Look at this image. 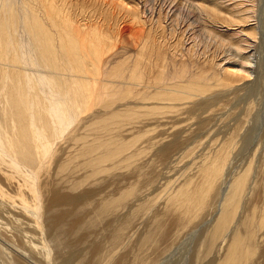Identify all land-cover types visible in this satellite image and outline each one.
<instances>
[{"label": "bare ground", "instance_id": "obj_1", "mask_svg": "<svg viewBox=\"0 0 264 264\" xmlns=\"http://www.w3.org/2000/svg\"><path fill=\"white\" fill-rule=\"evenodd\" d=\"M184 1L189 5L180 8L176 0H0V196L17 206L13 215L32 222L31 232L46 237L33 240V250L41 246L47 262L57 258L55 250L66 244V234L102 221L140 193L131 184L101 198L95 210L88 190L79 207L80 187L101 183L111 172L127 179L132 172L136 177L131 179L152 185L159 175L145 170L184 165L205 141L201 137L197 143L201 130L210 141L222 129L219 124L214 131L210 123L217 113L225 114L226 104L260 92L264 64L256 49L264 10L257 14L255 4L252 11L231 0ZM249 19L254 23L247 31ZM226 36L235 38L228 42ZM227 44L230 49L220 55ZM193 118L198 127L185 122ZM225 119L226 125L220 120L224 128ZM258 120L250 127L236 121L225 135L226 128L219 129L224 136L210 141L208 151L186 159L196 172L173 186L163 206L153 211L140 236L141 251L157 247L171 227L180 232L212 209L203 241V253H214L212 264H264V156L258 165L257 154L247 157L240 170H233L240 164L233 153L253 140ZM205 131L213 134L208 138ZM254 163L263 164L259 178L252 173ZM70 170L78 175L67 178ZM259 193L260 205L254 203ZM85 202L96 211L93 219L82 224L70 219L73 211L75 216L85 210ZM60 206L71 208L69 219ZM135 213L109 229V245L121 242Z\"/></svg>", "mask_w": 264, "mask_h": 264}, {"label": "rangeland", "instance_id": "obj_2", "mask_svg": "<svg viewBox=\"0 0 264 264\" xmlns=\"http://www.w3.org/2000/svg\"><path fill=\"white\" fill-rule=\"evenodd\" d=\"M171 1L174 2L175 0H171ZM176 1H180L182 3V5H180V8L183 5H184V7L185 6L187 7L189 5V4L185 5V3H187V2L184 0H176ZM225 1H227V0H225ZM231 1L232 2L234 1L233 3L239 2V4L241 6H243L245 4V6L248 9H251L252 11L255 8L257 11V14H260V12H263L262 10H264V0H258V1L255 0L256 2L254 1V3L249 1V0H237V1L231 0ZM231 1H230V4H233ZM254 4H255V7L253 8L251 5H254ZM173 7H175V6H173ZM242 12H244V10ZM250 13L251 12H248L249 15H250ZM251 19L248 20V27H246L247 31H248V28H250L249 26L254 23L252 21L253 19L252 20ZM84 22L86 24H88L87 21H84ZM261 31H262L261 33L258 32V34H259L258 37H259L261 43L259 42V45L256 49V54H257V58H259L261 63L264 64V27ZM226 37L228 38L229 36H226ZM226 37H224L226 41H228L230 39L228 42L232 41V39L235 38V37H233V38L229 37L227 39ZM130 42L131 41L129 39V43ZM131 44L130 45L128 44L130 47V50L133 49V46ZM248 44H250V43H248ZM232 47L234 48L235 46H232ZM244 47H245V45H244ZM226 48L230 49V45L228 46V44H227V47H225V46L221 47V49H224V50L219 49L221 52L218 50V53H220V55L224 54V56H225L226 53L228 52V49H226ZM259 74L261 77V83H260L261 84V90H260V92H258L256 94L254 92L253 95H250L251 93L245 94V95H244V92H243V94L241 93L242 95H244L242 98L243 101L242 100L239 101L238 99L237 100L235 99V101H234V99H233V100H231V102L232 101H234V102L228 103V104H230L229 106H227V104H226V108L229 109L232 107L231 110L229 109L230 111H228V109H227L225 111V114H222L223 116L220 115L221 112H220V114L217 113L215 115V117H214L215 120H213V123L216 122L215 124H217V125H214L213 123L211 125V123L209 122L210 126L213 127V128L211 127L212 130H214L215 127H219V126L221 127V125H222L223 132L225 131L224 129L226 128V132L223 133L225 135V133H228V131H230L232 129L231 126H234L236 121L238 122V121L244 120V122L246 123L247 120L249 121V119H252V120H250V122L247 121V123L244 124L246 127H248V126L250 127V126H253L256 123V121L259 119L258 125L254 129L256 133H255L254 138L252 140L253 143H252V141L247 143L246 146H248V147L245 146L246 149L243 146H242V148H241V146H239V148L241 150L240 153H239V148L236 147V149H235L236 153H235V151L233 153V158L235 157V159H236L235 161L239 160L238 163L236 162V165L239 164V162L241 160H242L241 162H244L245 158L246 159H248L249 157L252 158V156L254 154H257V159L259 158L258 161L255 158L256 159L255 163L258 165V164H260V162L262 161L261 159H263V156H264V146L262 145V144H264V67H262V65H261V68L259 70ZM249 104H253L252 105L253 109L251 108L252 110H250V112L252 111L251 113H249V111H247ZM224 108H223V113L225 110ZM236 108H237V110H235ZM227 111H228V113L230 112L229 115L226 114ZM232 111L235 112L236 114L234 113V115H232V113H233ZM243 114H245V116ZM230 115H232V116H230ZM247 115H248L249 119H247ZM217 116H218V118H216ZM225 116H226V118L229 119V120H227V122L228 121L229 122L227 123L228 127L226 126L224 128L223 123L226 125V123L224 122L226 120ZM186 118H187L186 120H188V116ZM189 118H190V116H189ZM222 118L224 119V121ZM191 119H192V117H191ZM191 119L189 121L185 120V122L190 125L194 121V118H193V120H191ZM212 119H213V117H212ZM212 119H211V121H212ZM220 120H222L223 123ZM195 121H196V118H195ZM195 121L192 123L193 124L192 127H194V126L198 127ZM230 122H231V125H228V124H230ZM259 122H261V124ZM209 123L207 125L208 129L210 127ZM241 123L242 122H240V124ZM250 123H251V125H250ZM227 128H228V130H227ZM208 129L206 128L205 130H208ZM219 129L222 130L221 128H219ZM219 129H217L216 131L218 132ZM212 130H211V132H212ZM202 131L204 133V130H201V133H202ZM216 131H215V134L211 133L210 131H208V132L205 131V132H206L207 136L209 133L213 134L214 136L211 135L210 138L214 137L213 138L214 140L218 139L216 137H219V139H220L222 136H224V135L221 136L222 133L220 134L219 133L220 131L218 132L219 134ZM203 133L201 136H200V132L198 133L200 139L197 138L198 139L197 143L198 144L201 143L199 141L201 140V137H204L202 139H205V141L204 140L203 141L206 142V144L202 141L203 144H201V146L204 145V146H202L203 148L200 145H199L200 148L196 147L195 146L196 142L194 143L195 147L193 146V143H191V145L189 144V147H194L192 154L189 155L190 157H186V159H190L189 161H191V158L193 159V157H195L196 155L198 157L202 153H205L206 151H208L206 149H209L211 147V145H213V143H211V142H213L214 140L211 139L210 140L211 142H210L208 139L205 138L206 137L205 133L204 134ZM208 138H209V136H208ZM207 142H209V143H207ZM240 144H241V142L238 145H240ZM206 145H208V146H206ZM250 145H251V147H249ZM248 148H250V149L248 150ZM196 149H199V150H196ZM194 150H195V154L193 155ZM183 152H184V150L182 151V153ZM244 153H245V155H244ZM180 154H181V152H180ZM186 159H185L186 162L185 161L183 162L184 165L182 163H180V165H177V166L175 165L176 168H174L175 166L173 165L172 167L171 166H169V167L167 166V167H163V168L160 167V168H162L160 170H159V168H156L155 170H152V171H150L151 169L145 170L144 173H148L150 175H152V174H155V175L158 174L159 175V177H157V175H156V177L158 179L155 178V181L157 180V182L154 181L155 184L152 183V185L150 184V182L148 183L149 185L146 184V182H144L146 179L144 181L142 180V182H144L145 184H141V183L139 184V182H141V181L140 180L137 181L136 178L131 179V177H136L135 175L133 176L132 172H131L132 175L128 174V176L129 175L131 176V177H128V179L126 178L127 174H124L122 176L121 175L122 173L121 174L119 173L121 175V177H120V175L116 174L117 172L116 173L114 172V174H112V172H111V175L106 174L107 176L103 175L101 179H102V181L106 180V182L101 181L102 184L100 183L99 180L96 182H92V183L88 182V184H90L91 186L93 184L92 190H90L92 188V187H90V185L84 184L82 187V190L86 189L87 187L89 189L87 188L83 192H85V191L87 192V190H88L89 191L88 195H90V194L92 195V197L90 198L91 199L90 202L88 201L91 205H93V207L91 206L92 208H96L98 206L101 198L102 199L106 198V197L110 196L112 193L113 194L119 193V191L122 189L126 190V188L128 186H130L131 184L136 185L135 187L139 189L140 193L138 192L136 194V198L134 196V199H132L133 198L132 197L131 198L132 200L128 199L127 200L128 202L125 201V204H124V205H126L125 208H123L124 207V205H123V207H121V209H120L122 212L120 210H118L116 213L114 212L115 214L112 212L113 215L108 214L109 216L108 217L106 216L107 219L104 218L102 221L99 220V222L97 221V223L96 222L94 223L95 225L94 224L85 225L86 227L84 226L83 229H80L76 235L71 236V235L66 234V236H67L66 241L68 243L65 242L66 246L62 245L64 248L62 246H60L55 250L57 252L56 253L57 258L53 262H50V263L47 262L45 260V258L43 257V254L41 252L42 250L38 249L41 246L40 247L37 246V249L33 250L36 247V245L34 244L35 242L33 243V240L36 239V241H37L36 243H38L39 240L41 241L42 239H44L46 237L43 238V236H41L42 234H40V233L35 234L36 231L31 232L32 230L30 231L29 229H33L31 227L32 222H29V220L26 218H23L25 220L24 221L23 219H21L22 217L19 218L18 216L13 215L12 212L14 211V208L16 210L17 206L12 205L11 200L4 199V198L1 199V196H0V218H1L0 219V222H1L0 223V248H1L0 249V264H12L11 262H13V261H20L23 264H37V263L38 264H58V263L59 264H105V263L107 264L108 262H109L108 264H133V263L142 264V260L143 261L147 260L148 264H212V261L214 258V253H209L210 255H208V254L206 255L205 252L203 253V251H204L203 241L205 239L207 225H208L209 221L213 220V218H214L213 216L215 215V211L213 213L212 209H209V210L207 209L208 212L203 211L204 213L202 215L200 214V216H198L196 218L194 223L188 224V226L189 225L190 226L189 227L186 226L184 228V230H181L180 232L177 231L175 228L171 227L169 229L168 237L165 240H162L157 247H149V248H146V249L141 251L140 246H139L141 233L148 227L147 225L150 224L149 222L151 221L150 219H152L151 214L153 213V211H156V210L158 211L159 210L158 208L163 206V204L166 202L168 195L170 193V190L173 186L178 184L181 180L185 179L190 173L193 174L196 172L194 170L195 167L192 166L194 164L191 165L192 162L190 163ZM259 160H261V161L259 162ZM241 162L237 167L233 165L234 166L233 170L234 169L240 170V168L242 167L241 165L243 164ZM255 163L253 165V166H255L253 168L254 172L252 170V173L255 175V177L257 175L259 178L260 177L259 174L261 173L260 170H262L261 168H263V167H261V165L263 166V164H262L263 162L259 166H257ZM185 164H188V166ZM178 166H179V168H178ZM186 167H188V168H186ZM192 167H193V169H191ZM170 168H171V170H170ZM255 169H256V171H255ZM70 171H67L69 175H70V173L72 174V171L71 172ZM67 172H66V174H67ZM76 172H77V174H76ZM78 172L79 171L74 170V173L72 175H74V176H75V174L78 175ZM121 172L124 173V170H122ZM68 174L66 175L67 178L72 177V175L69 176ZM192 174H190V175H192ZM124 176H125V178H122ZM105 177L109 180L105 179ZM115 177H117V178H115ZM19 178H17V180L15 179L16 184H19L21 182ZM69 179H71V178H69ZM113 179H115V181ZM116 180H118V181L116 182ZM60 183H62V182L60 181L59 184ZM96 185H98V186H96ZM61 186H62V184H60V187ZM263 187H264V181H263ZM94 188H96V189L94 190ZM79 189L81 192L78 191V193H81V194L77 193L76 195H77V198L79 197L78 199L81 198L80 200L82 203L80 202L81 206L79 205V207H82L84 204L82 199L85 197H89V196L88 195L86 196V192L85 193L82 192L81 187ZM10 190H11V188H10ZM13 190L14 189L12 188L11 192ZM15 191H16V188H15ZM92 191H93L94 195H93ZM94 191L95 192L97 191V192L95 193ZM11 192H9V193H11ZM75 193H76V191H75ZM140 194H142V195H140ZM14 195H15V193H14ZM259 196H260V193L257 196L258 198H256L255 201L254 200L253 201H254V203H258L260 205L262 200H261V198H259ZM143 197H144V199H142ZM1 200L6 201L7 203L2 201L3 204H1ZM8 202H10V203H8ZM88 202H85L87 207L84 206V209H85V210L83 209L84 211H82V208L77 210V213H79V214H75V216H73L74 211H73L72 215L70 212V215L72 216V217H70V219L72 218L73 221L75 220L76 222H81V224L90 222L93 219L94 214H95L94 212H96L95 210H97V208L95 210L92 209L91 207L89 208ZM132 203H133V205H132ZM148 203H149L150 207H149V205L146 206V204H148ZM94 204L96 205V207ZM134 204H136L137 206H135ZM143 204H145V206L149 207V208L144 209V210H139V206L143 205ZM63 208H65V206ZM66 208L67 209H63L64 211H62V210L61 211L62 212L67 211L68 212L70 207L66 206ZM86 208H87V210H86ZM141 209H142V206H141ZM3 210L4 211L6 210V211L4 212ZM73 210L76 211V209H73ZM80 210L82 212H80ZM135 211L137 212V214L135 213L136 216L132 220L133 222L131 224L133 226L129 225V227H128L129 229H126L127 230V231H125L126 233L121 238L122 240H120L121 242H118L116 245H114V247H113V245H109L108 242L111 241V239H110L111 238V234H110L111 231L109 232V229H111V227L113 225L117 224V222H116L117 220L119 223H120V221L122 223V221L127 219ZM10 215H12L11 218H10ZM3 216H5V217L3 218ZM13 216H14V218H13ZM122 217H123V219H122ZM67 218L69 219V212H68ZM12 219H13V221H12ZM16 219H17V221H16ZM20 220L22 221V224H20L21 223ZM11 222H13V223H11ZM1 224H2V226H1ZM10 225H12V226H10ZM15 227H17V229H21V230H17ZM5 228L7 230H5ZM27 231L30 234H26ZM176 231H177V233L179 232V234H177ZM25 234H26V236H24ZM38 234H40V235L38 236ZM175 234H177V235L175 236ZM2 237L4 239H2ZM109 239H110V241H109ZM15 241H17V242H15ZM27 241L29 244H27ZM31 243H33L35 246H33V244H31ZM10 244H11V246H10ZM37 245H39V244H37ZM96 247L100 248V250H97ZM25 250H26V252H24ZM63 250H64V252H63ZM10 251H12V252H10ZM58 251L61 253H59ZM9 252H10V254H9ZM118 252H119V254H118ZM28 253L30 255H28ZM38 253H40V255ZM201 253L203 255H201ZM11 255H12V257H10ZM6 256H7V258H6ZM114 258H115V260H114ZM112 260H113V262H112Z\"/></svg>", "mask_w": 264, "mask_h": 264}]
</instances>
